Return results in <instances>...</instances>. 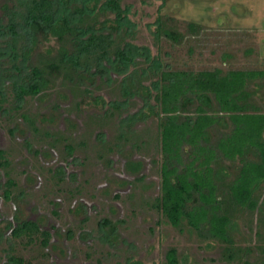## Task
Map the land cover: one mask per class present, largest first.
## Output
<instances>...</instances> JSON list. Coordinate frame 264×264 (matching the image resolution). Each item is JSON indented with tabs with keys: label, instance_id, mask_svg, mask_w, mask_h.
Returning a JSON list of instances; mask_svg holds the SVG:
<instances>
[{
	"label": "rangeland",
	"instance_id": "obj_1",
	"mask_svg": "<svg viewBox=\"0 0 264 264\" xmlns=\"http://www.w3.org/2000/svg\"><path fill=\"white\" fill-rule=\"evenodd\" d=\"M57 1V14L72 29L62 40L39 30L14 63L7 41L17 0H0V87L7 98L0 149L15 181L6 198L8 175L0 168V264H15L12 257L22 264H166L172 246L180 264L264 263L261 209L234 213L236 258L229 260L224 242L202 239L186 224L178 230L151 205L160 193L155 70H264V0H119L120 16L107 0ZM88 2L89 25L124 45L129 60L49 71L41 92L16 108L12 85L31 84L33 65L73 57L88 23H75L72 8ZM247 95L264 111V76L249 84ZM229 125L223 119L217 129ZM217 167L222 181L237 173L227 160ZM25 222L39 228L32 240L12 234ZM41 231L49 234L46 245Z\"/></svg>",
	"mask_w": 264,
	"mask_h": 264
},
{
	"label": "trees",
	"instance_id": "obj_2",
	"mask_svg": "<svg viewBox=\"0 0 264 264\" xmlns=\"http://www.w3.org/2000/svg\"><path fill=\"white\" fill-rule=\"evenodd\" d=\"M57 4V0H17L8 22L10 37L7 41L14 63L20 53L33 44L39 30L62 40L72 29L68 17L57 14ZM106 4L121 15L119 0H107ZM89 5L88 2L84 7L75 5L72 8L75 23L83 26L88 23L86 36L75 45L73 57L45 58L33 65L34 81L31 84L27 87L12 85L16 108L26 96L41 92L49 71H69L74 67L88 70L92 65L97 68L110 59L129 60L124 45L89 25L93 22V17L86 11ZM158 23L160 38L163 32L160 18ZM188 26L192 32L198 28L194 22H189ZM155 74L160 193L151 205L178 230L182 231L186 224L202 239L224 242L226 257L233 260L236 253L230 227L234 213L239 209L249 212L261 209L264 226V191L257 193L264 186V111L247 100L249 84L263 77L264 70L228 69L221 72L160 65ZM6 100L5 90L0 87V112L4 111ZM24 117L29 119L27 115ZM223 119L229 121V128L218 130ZM29 121L37 130L34 121ZM67 146L72 153L74 147ZM248 151L255 152L257 157L250 158ZM225 160L237 165V173L230 181L219 180L217 175L218 164ZM8 165L6 152L0 149V168L8 175L4 190L6 198L10 197L15 184L6 170ZM38 231L33 222H25L12 234L14 237L25 234L32 240V235ZM41 234L42 243L46 245L49 234L45 231ZM11 259L15 264L23 263L21 257ZM165 260L166 264H180L176 247L165 251Z\"/></svg>",
	"mask_w": 264,
	"mask_h": 264
}]
</instances>
